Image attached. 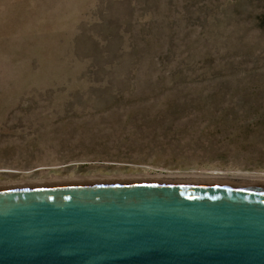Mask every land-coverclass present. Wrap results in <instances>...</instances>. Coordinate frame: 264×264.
<instances>
[{"label": "rangeland", "instance_id": "obj_1", "mask_svg": "<svg viewBox=\"0 0 264 264\" xmlns=\"http://www.w3.org/2000/svg\"><path fill=\"white\" fill-rule=\"evenodd\" d=\"M239 173L264 176V0H0V190Z\"/></svg>", "mask_w": 264, "mask_h": 264}, {"label": "water", "instance_id": "obj_2", "mask_svg": "<svg viewBox=\"0 0 264 264\" xmlns=\"http://www.w3.org/2000/svg\"><path fill=\"white\" fill-rule=\"evenodd\" d=\"M0 264H264V187L0 190Z\"/></svg>", "mask_w": 264, "mask_h": 264}, {"label": "bare ground", "instance_id": "obj_3", "mask_svg": "<svg viewBox=\"0 0 264 264\" xmlns=\"http://www.w3.org/2000/svg\"><path fill=\"white\" fill-rule=\"evenodd\" d=\"M239 178L241 179H227L224 177H221L219 175H214L213 177L210 178H205V181L201 182H209L206 184H216V185H243V186H248V187H264V176H256V175H251V174H241L239 173ZM167 178V177H166ZM173 179V178H172ZM156 181V180H155ZM167 182H159V183H179V182H169L170 180H166ZM153 182V181H152ZM158 182V181H156ZM233 182V184H232ZM142 183V182H138ZM145 183V182H144ZM182 183V182H181ZM184 183H189V182H184ZM193 183V182H190ZM98 184H104V183H98ZM112 184V183H110ZM113 184H130V183H113ZM76 185H93V184H76ZM67 186V185H65Z\"/></svg>", "mask_w": 264, "mask_h": 264}]
</instances>
